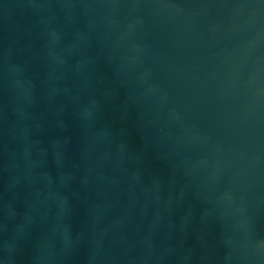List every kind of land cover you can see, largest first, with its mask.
I'll list each match as a JSON object with an SVG mask.
<instances>
[{
    "label": "water",
    "instance_id": "95a60500",
    "mask_svg": "<svg viewBox=\"0 0 264 264\" xmlns=\"http://www.w3.org/2000/svg\"><path fill=\"white\" fill-rule=\"evenodd\" d=\"M0 264H264V0H0Z\"/></svg>",
    "mask_w": 264,
    "mask_h": 264
}]
</instances>
